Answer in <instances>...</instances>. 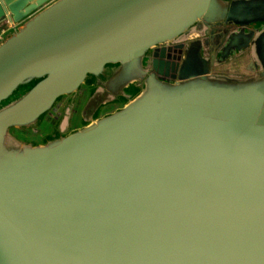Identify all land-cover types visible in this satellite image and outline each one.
Instances as JSON below:
<instances>
[{"label": "water", "instance_id": "95a60500", "mask_svg": "<svg viewBox=\"0 0 264 264\" xmlns=\"http://www.w3.org/2000/svg\"><path fill=\"white\" fill-rule=\"evenodd\" d=\"M7 23L0 264H264V0H0ZM86 89L83 126L20 135Z\"/></svg>", "mask_w": 264, "mask_h": 264}, {"label": "rangeland", "instance_id": "374dc122", "mask_svg": "<svg viewBox=\"0 0 264 264\" xmlns=\"http://www.w3.org/2000/svg\"><path fill=\"white\" fill-rule=\"evenodd\" d=\"M87 94H88V90L86 89L79 96L77 97L75 96L74 98H68L69 100H73L72 102L70 101L71 103L74 102L73 105H71V107L68 106L69 100L63 101L62 107H60L56 113V117H58L59 120H56L55 118L51 117L48 121L43 123L41 127V133L29 132L32 134H30L28 139L32 141H40L44 139L47 135L54 134V132L57 130V127H58L57 125L61 123L60 119H63L62 120V122H64L63 126L66 129H76L78 127L83 126L85 122H84V117L81 113V110H82L84 100L87 98ZM126 97H128V94L126 95ZM124 101L125 100H122L121 103H123ZM64 108H67V109L65 110ZM108 110H110V108L106 109L105 111H108ZM64 111H67L68 113H65ZM49 124H51V126Z\"/></svg>", "mask_w": 264, "mask_h": 264}, {"label": "built area", "instance_id": "2783aa9c", "mask_svg": "<svg viewBox=\"0 0 264 264\" xmlns=\"http://www.w3.org/2000/svg\"><path fill=\"white\" fill-rule=\"evenodd\" d=\"M15 27L12 23H7L0 27V41Z\"/></svg>", "mask_w": 264, "mask_h": 264}, {"label": "flooded vegetation", "instance_id": "af4514ba", "mask_svg": "<svg viewBox=\"0 0 264 264\" xmlns=\"http://www.w3.org/2000/svg\"><path fill=\"white\" fill-rule=\"evenodd\" d=\"M59 108H60V107H59ZM59 108H57V109H55V110L53 111V117H56V113H57V110H58ZM49 125L51 126V124H49ZM30 134H32V133H21L20 135H21L23 138L28 139L29 136H30Z\"/></svg>", "mask_w": 264, "mask_h": 264}]
</instances>
